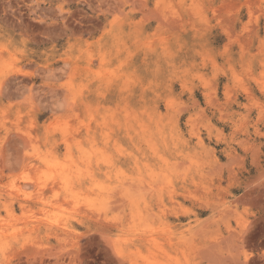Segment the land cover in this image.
<instances>
[{
  "label": "rangeland",
  "instance_id": "374dc122",
  "mask_svg": "<svg viewBox=\"0 0 264 264\" xmlns=\"http://www.w3.org/2000/svg\"><path fill=\"white\" fill-rule=\"evenodd\" d=\"M0 264H264V0H0Z\"/></svg>",
  "mask_w": 264,
  "mask_h": 264
},
{
  "label": "bare ground",
  "instance_id": "6f19581e",
  "mask_svg": "<svg viewBox=\"0 0 264 264\" xmlns=\"http://www.w3.org/2000/svg\"><path fill=\"white\" fill-rule=\"evenodd\" d=\"M193 5H194V4H192V5H191V8H190V9H191V12H192V11H193V12L196 11V9L193 7ZM198 12H199V11H198Z\"/></svg>",
  "mask_w": 264,
  "mask_h": 264
}]
</instances>
